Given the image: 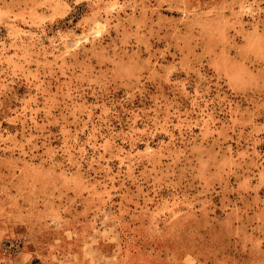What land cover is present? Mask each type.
<instances>
[{
  "label": "rangeland",
  "instance_id": "obj_1",
  "mask_svg": "<svg viewBox=\"0 0 264 264\" xmlns=\"http://www.w3.org/2000/svg\"><path fill=\"white\" fill-rule=\"evenodd\" d=\"M0 264H264V0H0Z\"/></svg>",
  "mask_w": 264,
  "mask_h": 264
}]
</instances>
